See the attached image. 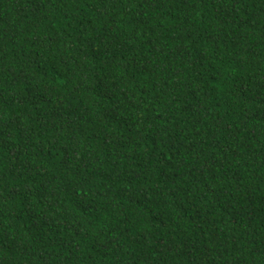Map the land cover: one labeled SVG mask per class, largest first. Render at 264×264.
<instances>
[{
	"label": "trees",
	"instance_id": "1",
	"mask_svg": "<svg viewBox=\"0 0 264 264\" xmlns=\"http://www.w3.org/2000/svg\"><path fill=\"white\" fill-rule=\"evenodd\" d=\"M0 264H264V0H0Z\"/></svg>",
	"mask_w": 264,
	"mask_h": 264
}]
</instances>
